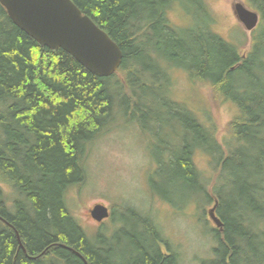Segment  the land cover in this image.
<instances>
[{
    "label": "trees",
    "instance_id": "1",
    "mask_svg": "<svg viewBox=\"0 0 264 264\" xmlns=\"http://www.w3.org/2000/svg\"><path fill=\"white\" fill-rule=\"evenodd\" d=\"M72 1L121 48V65L110 77L92 74L61 48L39 44L0 4V101L5 105L0 112V184L9 185L13 195L0 185V264H41L34 255L48 246V252L60 257L57 264H85L80 253L90 264H110L98 244H91L110 242L112 236H87L64 194L85 181L90 145L109 130L116 114L134 120L156 139L170 128L165 120L176 118L185 135L178 150L169 146L167 162L160 157L156 173L167 175L173 190H184L176 184L181 179L193 197L210 198L207 187L212 184L224 222L222 233L214 229L218 246L212 264H241L243 242L249 244L256 232L264 236V56L259 50L264 43L242 56L207 25H172L168 11L173 4L186 11L192 0ZM199 1L206 8V0ZM171 67L207 83L214 103L230 102L234 113L222 141L183 104L172 103L177 110L161 100H145L142 89L169 83ZM244 71L245 76L238 75ZM108 81L125 94L109 92ZM172 136L169 143L175 146L177 136ZM199 148L212 156V179L193 160ZM227 171L238 180L229 192L230 204L214 190ZM127 211L123 225L129 226L113 234L116 241L126 237L131 253L137 254L128 264H181L152 216ZM46 264L56 263L48 259Z\"/></svg>",
    "mask_w": 264,
    "mask_h": 264
},
{
    "label": "rangeland",
    "instance_id": "2",
    "mask_svg": "<svg viewBox=\"0 0 264 264\" xmlns=\"http://www.w3.org/2000/svg\"><path fill=\"white\" fill-rule=\"evenodd\" d=\"M241 1L249 9L258 11L260 15L259 24L254 32L259 48L264 43V0H206V8L199 0H192L191 6H188L186 11L181 10L179 3L175 2L173 9L168 11L169 20L172 25L181 29L202 28L203 25H207L211 31L233 44L240 51L239 54H246L249 50V40L252 38L251 32L245 30L233 14L234 4ZM206 9L211 14V22L207 19L209 15ZM259 50L264 56V48ZM171 74L169 83L155 89H143L145 100L154 102L161 100L175 108L177 105L172 103L183 104L193 110L205 125L214 128L217 140L222 141L227 132V124L234 113L232 106L228 102L214 103L210 98L209 85L192 81L185 69L175 67ZM246 74L247 71H244L238 75ZM179 108L177 106L176 109ZM182 115L179 112L178 117ZM165 121L170 122V128L168 131L159 132V136L154 141L155 148H152L153 143L148 145L147 141L151 137L138 130L134 120L126 122L116 114L113 129L94 143L90 150L85 163L87 182L81 187L80 196L78 187L73 185L75 187L71 186L68 189L66 198L88 232H95L97 228L96 222L88 214V209L93 204L125 203L154 216L155 222L162 226L176 254H180L181 264H212L216 255L214 248L218 246V242L209 231L213 223L209 220L207 211L213 205V200L208 203L206 199L204 204L201 196L196 195L197 201H200L197 205V201H193L195 197L187 190L188 186H185L181 179H176V184L184 190H173L167 181V175L156 173L160 157L167 162L170 154L169 146L178 150L185 135L176 118ZM173 134L177 136L175 146L169 143L174 139ZM199 149L193 156L195 164L212 179L215 177V171L209 164L212 156L206 149ZM151 175L152 182H150ZM234 182L236 184L238 182L235 174L230 175L227 171L222 172V176L214 186V190L224 198L225 204L231 203L233 197L229 192L234 191ZM208 189L212 195L211 187L209 186ZM165 192L170 194L165 195ZM166 197L171 202L164 199ZM251 216L254 217V214ZM101 225L106 227L107 223ZM118 226V223H113L107 235L111 236ZM243 246L245 252L240 256L241 264H264L263 235L256 232L254 237L250 238L249 244L243 242Z\"/></svg>",
    "mask_w": 264,
    "mask_h": 264
},
{
    "label": "water",
    "instance_id": "3",
    "mask_svg": "<svg viewBox=\"0 0 264 264\" xmlns=\"http://www.w3.org/2000/svg\"><path fill=\"white\" fill-rule=\"evenodd\" d=\"M0 3L12 22L28 36L49 48L65 50L93 74L110 75L122 61L117 43L72 0H0ZM233 7L246 29L257 24L256 12L240 2ZM91 212L98 220L106 216V208L100 204ZM209 215L217 226L222 225L215 215V206Z\"/></svg>",
    "mask_w": 264,
    "mask_h": 264
},
{
    "label": "bare ground",
    "instance_id": "4",
    "mask_svg": "<svg viewBox=\"0 0 264 264\" xmlns=\"http://www.w3.org/2000/svg\"><path fill=\"white\" fill-rule=\"evenodd\" d=\"M122 58H123V54H122ZM106 84H107L108 91L112 92V94H115V92H117V91L125 94V89L123 87L113 85L109 81ZM143 89H147V88H143ZM153 89H155V88H153ZM154 98H155V96H154ZM1 104L4 105L0 101V112H3L4 110H3V107ZM169 194H170V192H166V195H169ZM25 200H26V202L28 201L27 199H25ZM25 204H24V207L27 211V207L29 205L25 206ZM71 209H72V207H71ZM234 209H236V208H234ZM232 216L235 217L234 215H232ZM128 226L129 225H119V228L116 230L115 233L117 234L121 228H124V227L126 228ZM114 234L109 239L110 242H107L104 240H98L97 242H94V244H91V245L95 246L98 244L97 247H99V250L101 252H103L102 254L106 255L105 257L108 260V262H110V264H128L130 259L133 257H136L137 254L131 253L132 252L131 251V245L128 243V240L126 239V237L122 238V240H120L121 241L120 242V241H118V240L116 241L114 239ZM18 245L25 252V255L27 257L31 256L30 252H28L26 250V247L24 244H18ZM102 246L103 247L106 246L107 248H103ZM48 247L45 249V252L41 251V252L37 253L36 255H34V257L35 258H41V261H42L41 264H46L48 259L57 264V262L60 261V257L57 254L51 253V251L48 252L47 251ZM79 257L85 262V264H90V262L88 260H86V258L83 254L80 253Z\"/></svg>",
    "mask_w": 264,
    "mask_h": 264
}]
</instances>
